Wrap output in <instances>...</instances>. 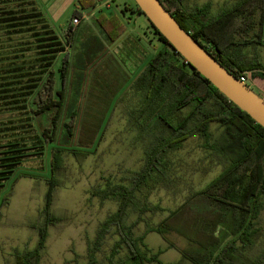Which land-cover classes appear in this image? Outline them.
Here are the masks:
<instances>
[{
  "label": "rangeland",
  "instance_id": "obj_1",
  "mask_svg": "<svg viewBox=\"0 0 264 264\" xmlns=\"http://www.w3.org/2000/svg\"><path fill=\"white\" fill-rule=\"evenodd\" d=\"M240 1L186 0L185 5L189 10L209 6V14L214 16ZM88 2L0 0V144H5L4 156L18 162L10 178L0 180L5 184L0 187V264H15L19 252L37 245L39 234L33 224L40 225L42 221L53 147L65 148L63 164L56 170L59 185L52 205L60 221L49 227L39 264H88V240L94 239L101 222L118 207L117 200H101L92 196L91 191L95 186H103L106 179L119 182L128 169L138 170L145 162L144 143L137 138L138 129L128 113L140 105L131 85L163 43L154 35L145 15L133 12L134 0H96L95 6L84 8L85 14L93 15L82 19L74 39L68 42L65 33L72 24L74 11ZM260 3L252 2L251 9L256 8L252 14L254 26L249 34L236 35L238 40H262L264 44V33L262 38L256 37L260 29ZM112 22L118 27L109 38L100 25ZM56 49L63 51L55 52ZM66 52L70 54L71 66L65 107L55 139L49 142L42 132L51 125V114L36 115L33 97L43 88L50 69L55 71V89H61L59 68ZM244 52L264 64V45H251ZM252 73V83L256 79L253 89L262 95L259 84L263 80L254 75L262 71ZM72 115L75 117L70 118ZM66 122L71 124L70 136ZM211 131L215 137L220 134L217 124H212ZM74 149L89 153L80 161L72 153ZM166 159L169 178L148 194L147 201L156 210L143 215L145 221L136 227L138 234L145 233L149 226H160L225 168L199 135L168 152ZM7 162H0V170ZM139 198L144 201L145 194ZM195 211L187 215L185 212L186 221ZM137 217V212L131 211L129 222ZM169 223L172 225L173 219ZM259 227L256 246L244 252L246 260L264 252V205ZM225 229L226 225H222L217 233L222 234ZM117 238L109 234L97 253V264H109L107 258ZM145 241L154 252L164 251L160 259L166 264H191L183 252L204 251L176 230L149 232ZM126 256V251L120 252L117 261Z\"/></svg>",
  "mask_w": 264,
  "mask_h": 264
},
{
  "label": "trees",
  "instance_id": "obj_2",
  "mask_svg": "<svg viewBox=\"0 0 264 264\" xmlns=\"http://www.w3.org/2000/svg\"><path fill=\"white\" fill-rule=\"evenodd\" d=\"M160 1L182 28L190 32L235 76L239 78L244 72L257 69L264 72V64L244 52L251 45H264L262 40L244 38V41H240L236 36L251 32L255 23L252 14L256 8L251 9L254 0H241L214 16L209 14V6L189 10L185 5L186 0ZM260 1L257 6L261 14L258 23L260 29L256 34L259 39L264 33V0ZM93 5L81 4L84 8ZM134 5L133 12L143 14L135 2ZM74 17H82V13L75 10ZM103 17L109 21L106 16ZM116 25L114 22L107 25L102 23L100 29L110 38L114 30L117 32ZM149 25L163 45L134 79L131 89L136 92L140 105L128 112L138 129L137 138L144 143L145 162L138 170L128 169L119 182L106 179L103 186H95L91 191L92 196L101 200H117L118 207L101 222L94 239L88 240V264L98 263L97 253L109 234L118 236L107 258L109 264H166L160 259L164 251L160 249L154 252L145 238L149 232L163 234L171 230L180 232L203 247V252H183V257L189 259L191 264H264V252L254 259L244 258L245 250L256 246L261 233L264 127L193 68L151 22ZM75 33L76 28L69 24L65 33L68 42L74 39ZM204 43L211 48L208 49ZM70 64L71 57L66 52L59 68L61 89H55L56 75L50 69L43 88L37 90L33 97V103L37 106L34 110L36 115L51 114V125L42 132L43 138L49 142L55 139L65 107ZM74 117L72 115L70 118ZM212 124H217L220 130L217 137L211 131ZM65 127L70 136L71 124L66 122ZM196 135L204 139L206 146L223 162L225 168L203 189L194 193L188 202L173 211L160 226L148 225L145 233L138 234L136 227L145 221L143 215L156 210L147 201L148 194L169 178L167 153L181 148L185 141ZM4 147L5 144H0V162H9L0 170V180L3 182L15 172V164L18 163L11 156H4L7 153ZM64 150L63 147L51 149L52 171L47 178L42 221L40 225L33 224L39 234L37 245L19 252L15 264H39L46 248L49 227L60 221L54 215L52 205L59 185L56 170L63 164ZM72 153L81 161L89 152L74 149ZM11 159L13 161L10 162ZM3 182H0V187L5 186ZM140 194H145L144 201L140 200ZM194 210L193 217H187L186 221L185 212L187 215ZM131 211L137 212L136 221L129 222ZM171 219L172 225L169 223ZM199 224L201 226L197 229ZM222 225H226V229L219 234L217 229ZM122 251H126L127 256L118 262L116 257Z\"/></svg>",
  "mask_w": 264,
  "mask_h": 264
},
{
  "label": "water",
  "instance_id": "obj_3",
  "mask_svg": "<svg viewBox=\"0 0 264 264\" xmlns=\"http://www.w3.org/2000/svg\"><path fill=\"white\" fill-rule=\"evenodd\" d=\"M145 17L173 48L229 100L264 127V97L228 71L190 32H187L160 0H134Z\"/></svg>",
  "mask_w": 264,
  "mask_h": 264
},
{
  "label": "crops",
  "instance_id": "obj_4",
  "mask_svg": "<svg viewBox=\"0 0 264 264\" xmlns=\"http://www.w3.org/2000/svg\"><path fill=\"white\" fill-rule=\"evenodd\" d=\"M90 2H88V4H91V2H92V4L94 3H96V0H89ZM85 4H87V3H85ZM93 6H95V5H93ZM77 11H79V12H81L82 13V17L84 18L86 15H93V12H88L87 14H85L84 12V7H82L81 5H80V7H78L77 8ZM93 11H94V9H93ZM82 18V19H83ZM81 24V23H80ZM79 27V26H78ZM76 30H77V27H76ZM101 30V29H100ZM102 31V30H101ZM252 76H253V73H252V71L249 73V77H250V80L252 81ZM255 78V77H254ZM257 78L258 79H261V80H263L262 82H263V84H259L260 85V88H261V90L263 91V93H262V96L264 97V72L262 71V73H260L258 76H257ZM256 80V79H255ZM255 80H253V83L255 84L256 83V81ZM56 82H57V79H56ZM256 85V84H255ZM57 90V89H56Z\"/></svg>",
  "mask_w": 264,
  "mask_h": 264
},
{
  "label": "built area",
  "instance_id": "obj_5",
  "mask_svg": "<svg viewBox=\"0 0 264 264\" xmlns=\"http://www.w3.org/2000/svg\"><path fill=\"white\" fill-rule=\"evenodd\" d=\"M82 18L83 17H74L73 20H72V26L73 27H78L82 21ZM249 73L248 71L244 72V74H242L239 79L244 83L246 84L247 86H249L250 88H253V83L252 81L250 80V77H249ZM250 82V84H249Z\"/></svg>",
  "mask_w": 264,
  "mask_h": 264
},
{
  "label": "flooded vegetation",
  "instance_id": "obj_6",
  "mask_svg": "<svg viewBox=\"0 0 264 264\" xmlns=\"http://www.w3.org/2000/svg\"><path fill=\"white\" fill-rule=\"evenodd\" d=\"M207 47H208V49H210L211 48V46L210 45H207L206 43H204Z\"/></svg>",
  "mask_w": 264,
  "mask_h": 264
}]
</instances>
